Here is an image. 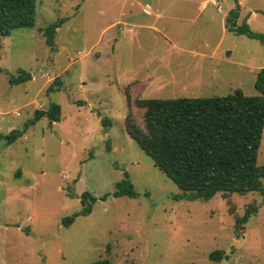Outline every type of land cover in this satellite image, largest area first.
<instances>
[{
    "label": "rangeland",
    "instance_id": "rangeland-1",
    "mask_svg": "<svg viewBox=\"0 0 264 264\" xmlns=\"http://www.w3.org/2000/svg\"><path fill=\"white\" fill-rule=\"evenodd\" d=\"M238 1L36 0L34 26L0 37V264H264V196L177 198L124 125L142 124L136 96L258 95L264 42L234 30L264 38V0ZM60 21L50 47L45 28ZM19 71L32 79L10 84ZM52 104L59 121L5 139ZM125 175L137 196L114 197ZM84 193L90 214L64 226Z\"/></svg>",
    "mask_w": 264,
    "mask_h": 264
},
{
    "label": "trees",
    "instance_id": "trees-1",
    "mask_svg": "<svg viewBox=\"0 0 264 264\" xmlns=\"http://www.w3.org/2000/svg\"><path fill=\"white\" fill-rule=\"evenodd\" d=\"M35 2L0 0V37L9 36L17 28L34 26ZM61 23L55 22L45 28L48 46L54 47L55 31ZM234 31L264 42L262 36L247 27ZM31 79L30 73L19 71L9 77V82L16 85ZM254 86L258 92L255 96H247L240 89L226 96L210 98L159 100L136 96L133 102L143 111L142 124L128 114L124 124L126 134L151 159L154 167L178 188L179 199L205 201L219 193L245 194L250 191L264 196V166L257 165L264 126V68L257 73ZM127 102H130L128 95ZM41 118L59 121V105L52 104L46 110L34 111L33 119L23 126L22 131L13 130L5 139L13 142ZM102 123L106 126L108 121L103 118ZM112 195L135 197L137 193L125 175L115 184ZM96 201L97 198L90 194H82V210L64 218L62 224L67 227L76 216L90 214ZM249 217L250 211L236 223H245ZM222 258V251L209 254L213 261ZM89 264L111 263L108 259H99Z\"/></svg>",
    "mask_w": 264,
    "mask_h": 264
},
{
    "label": "crops",
    "instance_id": "crops-1",
    "mask_svg": "<svg viewBox=\"0 0 264 264\" xmlns=\"http://www.w3.org/2000/svg\"><path fill=\"white\" fill-rule=\"evenodd\" d=\"M206 3H207L206 1L202 2L201 6L203 7ZM240 3H241V1L239 0V1L237 2V5H238L239 7H240ZM213 5L216 6L217 8H219V6H220V5H217V3H215V2H213ZM145 81H148V80H145Z\"/></svg>",
    "mask_w": 264,
    "mask_h": 264
}]
</instances>
